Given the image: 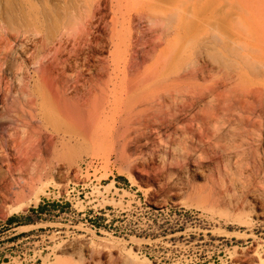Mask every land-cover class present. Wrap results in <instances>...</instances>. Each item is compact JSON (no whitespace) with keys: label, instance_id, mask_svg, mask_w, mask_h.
<instances>
[{"label":"rangeland","instance_id":"1","mask_svg":"<svg viewBox=\"0 0 264 264\" xmlns=\"http://www.w3.org/2000/svg\"><path fill=\"white\" fill-rule=\"evenodd\" d=\"M175 2L182 4L181 17L191 23L190 29L189 24L187 28L179 24ZM212 30L225 43L217 52L223 60L212 55L214 51L210 58L196 51L205 37L213 36ZM226 42L228 46L233 42L234 53L230 46L224 52ZM225 58L230 60L224 63ZM258 59L264 61V0H0V151H8L4 162L0 158V186L12 175L23 185H16V191L26 186L21 199L9 204L0 200V264H122L133 256L163 264L146 252L164 250L171 242H185L190 255L199 245L214 249L215 255L202 264H255L258 254H264V234L252 230L257 220L264 223V116L253 108L254 92L264 90V76L255 71ZM186 67L206 71V77L195 81L198 88L216 85L232 98L251 100L252 106L239 104L233 110L236 114H222L217 125L213 122L209 146V138L190 146L180 134L164 135V144L155 135L153 145H131L122 151L113 137L112 113L125 98L120 89L142 83L138 71ZM224 123L220 134L213 136V126ZM14 138L18 147L32 143V148L15 151ZM16 152L29 156L16 159ZM8 157L13 169L7 167ZM88 159L102 163L96 170L102 181L90 184L86 197L72 200L73 206L60 212L54 211V204H43L54 189L80 179L78 171ZM38 174L43 180H34L32 186ZM21 201L29 206L10 213ZM155 204L164 211L157 212ZM184 208L198 210L211 221L204 242L203 236L199 242L183 239ZM151 220L162 223L158 232L147 230ZM89 238L102 244L92 245ZM222 243L231 251L228 262L219 252ZM169 248L173 252L168 254L167 248L164 257L181 256L175 251L179 248ZM215 258L219 261L213 262Z\"/></svg>","mask_w":264,"mask_h":264},{"label":"bare ground","instance_id":"2","mask_svg":"<svg viewBox=\"0 0 264 264\" xmlns=\"http://www.w3.org/2000/svg\"><path fill=\"white\" fill-rule=\"evenodd\" d=\"M21 1V0H20ZM63 1V0H62ZM70 1V0H69ZM46 4V2H45ZM59 4V3H58ZM17 5V3H16ZM27 5V4H26ZM63 5V4H61ZM65 5V4H64ZM174 10L176 11L179 21V24H181V26H184L185 28H187V24H189V29L192 27L191 23H187V21H185L186 19H183V17H181V7L182 4L175 2L174 4ZM28 7V6H27ZM59 8H61L62 6H58ZM64 7V6H63ZM62 7V9H64ZM11 8H13L11 6ZM25 8V7H24ZM51 8V6H50ZM49 8V9H50ZM38 9V8H36ZM20 10V9H19ZM23 10V8H22ZM28 10H30L28 8ZM33 10V9H32ZM54 10H56V8H54ZM59 10V9H57ZM56 10V11H57ZM61 10V9H60ZM58 11L57 13L60 15L64 14V12L62 11ZM27 11V9H26ZM25 11V12H26ZM31 11V10H30ZM38 11V10H37ZM36 11V14H38ZM50 11V10H49ZM65 11V9H64ZM33 12V11H32ZM43 12V11H42ZM30 13V12H29ZM45 13V12H44ZM51 15L52 10L49 12ZM8 14V13H7ZM27 14V12H26ZM31 15L33 13H30ZM40 14V13H39ZM55 14V13H54ZM67 14V13H65ZM70 14V13H69ZM67 14V15H69ZM10 15L13 18H15V15H13L12 11L10 12ZM30 15V16H31ZM28 16V15H27ZM38 16V15H36ZM173 16V14L171 15ZM10 17V16H9ZM39 17V16H38ZM52 17V16H51ZM62 18V16H60ZM68 18L70 16H67ZM72 17V16H71ZM70 17V18H71ZM43 18V17H42ZM50 18V16H49ZM69 18V20H71ZM26 19V18H24ZM31 19V18H30ZM44 19V18H43ZM53 19V18H52ZM22 21V20H21ZM26 21H28V19H26ZM66 21V20H65ZM175 21V20H174ZM36 22V21H35ZM61 22V21H60ZM68 22V21H67ZM66 22V23H67ZM7 23V22H6ZM24 23V20H23ZM31 23V22H30ZM37 23V22H36ZM41 23V22H40ZM45 23V22H44ZM171 23V22H170ZM213 25L216 24L212 23ZM8 25V24H7ZM14 25V24H13ZM25 25V23H24ZM34 25V23H33ZM15 26V25H14ZM44 26V25H43ZM52 26V25H51ZM25 27V26H24ZM31 27V26H28ZM38 27V26H37ZM47 27V26H46ZM62 27V26H61ZM165 27V26H164ZM218 27V26H217ZM33 28V27H32ZM42 28V27H41ZM67 29V28H66ZM168 29V28H167ZM215 30L217 28H214ZM35 30V29H33ZM39 30V28L37 29V31ZM26 31V30H25ZM44 31V30H43ZM62 31V30H61ZM65 31V29L63 30V32ZM171 31V30H170ZM29 32V31H28ZM40 32V31H39ZM213 32V36L206 38L208 43H206L207 41L204 40L203 43L200 46H196V51L200 54H204L207 53L208 57L210 58V54L212 51H214L212 53V55H214L215 53V57H218V50L220 48H218L219 46H223L224 41H222V37L220 34H218L217 32ZM21 33V32H20ZM25 33V32H23ZM215 33L216 36H215ZM22 34V33H21ZM23 35V34H22ZM219 36V37H218ZM162 36H159V38H161ZM221 37V38H220ZM160 40V39H159ZM162 43V39L160 40ZM227 43V42H226ZM68 45V44H67ZM231 45H233V42H231ZM230 46V48L232 49L230 52H233V47ZM243 45V44H242ZM228 46V43H227ZM229 46L227 49H225L224 52H228ZM237 45L235 44V47ZM234 47V50H235ZM240 47V46H239ZM238 47V48H239ZM244 47V46H243ZM75 48V47H74ZM225 48V47H224ZM237 48V49H238ZM60 49V48H59ZM76 49V48H75ZM236 49V50H237ZM239 50V49H238ZM76 51V50H75ZM221 51V50H220ZM239 52V51H238ZM72 53V52H70ZM85 53V52H84ZM196 53V52H195ZM220 53V52H219ZM234 53V52H233ZM241 53V51H240ZM77 54V51L74 53ZM145 54V53H144ZM222 54V53H221ZM220 54V55H221ZM232 54V53H231ZM72 54H70L71 56ZM211 55V60L217 62V59L214 58V56ZM225 55V54H224ZM234 55V54H232ZM58 57V55H55V57ZM89 56V55H88ZM223 56V55H222ZM221 56L218 57L221 60H223V57ZM246 56V55H245ZM60 57V56H59ZM78 57V56H77ZM207 57V58H208ZM225 57V56H224ZM75 58V57H74ZM94 58V57H93ZM195 58V57H194ZM56 59V58H55ZM59 59V58H58ZM77 59V58H76ZM86 59V58H85ZM88 59V58H87ZM86 59V60H87ZM90 59V58H89ZM88 59V60H89ZM214 59V60H213ZM229 58H225L224 59V63H227V60ZM60 60V59H59ZM65 60V59H64ZM73 60V59H72ZM99 60V59H98ZM97 60V61H98ZM196 60V59H195ZM204 60V59H203ZM230 60V59H229ZM69 62V60H67ZM81 61V60H80ZM95 61V60H94ZM194 61V60H193ZM200 61V59H199ZM248 61V60H247ZM260 61V62H259ZM62 62V61H61ZM60 62V63H61ZM75 62V61H74ZM87 62V61H86ZM219 62V61H218ZM57 63V62H56ZM78 62H76L77 65ZM90 63V60H89ZM190 63V61H189ZM192 63V62H191ZM194 63V62H193ZM229 63V62H228ZM233 63V62H230ZM238 63V62H237ZM236 62L234 64H237ZM64 64V63H63ZM72 64V63H71ZM198 64V63H197ZM248 64V63H247ZM246 64V65H247ZM59 65V64H58ZM68 63L65 62V66H67ZM99 65V64H98ZM226 65V64H225ZM229 65V64H227ZM239 65V64H238ZM255 65V64H254ZM73 66V65H72ZM84 66V65H83ZM89 66V65H88ZM87 66V67H88ZM95 66V65H94ZM188 66V64H187ZM193 66V64H192ZM201 66V65H200ZM62 67V65H61ZM78 67V65L76 66ZM90 67V66H89ZM101 67V66H100ZM190 67V66H189ZM84 68V67H82ZM222 68V67H221ZM68 69V68H66ZM65 69V70H66ZM80 69V68H79ZM220 69V68H219ZM61 70V68H60ZM64 70V69H63ZM81 70V69H80ZM79 70V71H80ZM84 70V69H83ZM91 68H89L88 71H90ZM252 70V68H251ZM257 70V74L259 76H264V61L261 60H257V68H255V71ZM68 71V70H67ZM93 71V70H92ZM227 71V70H226ZM66 72V71H65ZM64 72V74H65ZM71 72V71H70ZM69 72V73H70ZM76 72V71H75ZM95 72V71H94ZM97 72V71H96ZM67 73V72H66ZM78 73V72H76ZM75 73V74H76ZM138 77L141 80L142 83H140V81L138 82H134L130 85H126L125 87L120 89V92L122 94V96H124V100L122 102V105H120L118 110H114L112 111V113H114V123H115V128H114V133H113V137L115 138L116 142L121 144V149L122 151L126 150L127 146H134L135 148H139L142 145L148 144V145H153L155 144V140L153 139L155 135H157L158 137L161 138L160 142L163 143L164 139L162 138L164 135H169V136H173L174 134H180L179 137H181V140H184L185 142H188L186 144L190 143V146L194 145V143L197 142H202L204 140H206V138H209L210 142L208 141V146L209 144H211V139L210 137V125L218 120H221L222 114L227 115L228 112H232L233 114L236 112H233V110L235 111L236 107L241 104L243 105V107L245 106H250L251 104L249 103V99L246 98H239L235 99L232 98L233 95L230 97V92L229 93H224L223 91H220V87L219 86H212V87H207L205 89H200L198 88V86L196 85L195 81L199 78L202 77H206V71L204 69H199V68H187L186 69H180L177 71H161V70H143V71H138ZM225 73V72H224ZM72 74V73H71ZM79 74V73H78ZM229 74V73H228ZM66 75V74H65ZM69 75V74H68ZM73 75V74H72ZM211 75V74H210ZM79 76V75H78ZM82 77V75H80ZM92 76V75H91ZM213 76V75H212ZM217 76V75H216ZM231 76V73L230 75ZM94 79V78H93ZM95 80V79H94ZM145 80H156L153 84H149L148 83H143L145 82ZM76 81V80H75ZM90 82V81H89ZM88 83V82H87ZM211 83V82H210ZM213 83V82H212ZM226 84V82H225ZM88 87V86H87ZM90 87V86H89ZM91 88V87H90ZM89 88V89H90ZM239 88V87H238ZM237 89V88H236ZM235 89V90H236ZM92 90V89H91ZM234 90V88L232 89ZM242 91V90H241ZM250 91H253L250 89ZM91 92V91H90ZM249 93L250 92H246ZM246 93H244L246 95ZM257 94V106L253 105V108L257 111V115L263 117L264 116V90L263 89H259L254 92V94ZM226 94H230L229 96ZM232 94H234V92H232ZM236 95V93L234 94V96ZM240 95V94H238ZM242 95V94H241ZM236 97V96H235ZM246 99V100H245ZM249 104V105H247ZM252 106V105H251ZM250 106V107H251ZM257 107V108H256ZM245 109V108H244ZM248 110V109H247ZM239 114V113H238ZM240 116V115H239ZM248 116V115H247ZM246 116V118H247ZM226 118V116H225ZM232 118V117H230ZM234 118V117H233ZM232 118V119H233ZM241 118H245L242 117ZM251 119V118H250ZM225 120V119H224ZM253 121H257L255 119H251ZM223 121V120H222ZM25 123V122H24ZM23 124V123H21ZM218 124V122L216 123V125ZM254 124V123H253ZM215 125V124H214ZM221 125V124H220ZM223 125L225 126V123L222 124V126H220L219 128L216 126H213L215 129V132H213V136H217V134H220V131L222 130L221 127H223ZM221 128V129H220ZM218 129L220 131H218ZM226 129V128H225ZM232 129V128H231ZM245 129H247L245 127ZM251 129V128H250ZM173 130V131H172ZM224 130V129H223ZM254 130V129H252ZM226 131V130H225ZM241 131V130H240ZM243 131V130H242ZM251 131V130H250ZM254 132V131H251ZM165 133H169V134H165ZM239 134V133H238ZM248 134V133H247ZM16 135V134H15ZM47 137V136H46ZM258 137V136H257ZM18 138V137H17ZM178 138V136H177ZM232 138V137H231ZM19 139V138H18ZM47 139V138H46ZM163 139V140H162ZM173 141V138H171ZM171 139L169 141H171ZM228 139V138H227ZM16 139H13V145H16L14 142ZM21 140V139H20ZM49 140V138L47 139ZM159 140V139H158ZM180 140V141H181ZM12 141V140H10ZM17 141V140H16ZM29 141V140H28ZM230 141V140H229ZM4 142V141H3ZM21 141H19L20 143ZM31 142V140H30ZM175 142V140H174ZM182 142V141H181ZM18 143V142H17ZM34 143V142H33ZM184 143V142H183ZM7 144V143H6ZM21 144V143H20ZM26 144V143H25ZM30 144V143H29ZM164 144V143H163ZM185 144V143H184ZM216 144V143H215ZM12 145V147H13ZM31 145H33L32 143L30 144L29 147H31ZM36 144H34L35 146ZM171 145V144H169ZM180 145V144H179ZM17 146V147H16ZM15 146L16 149L15 151H20L19 147H23L22 144L18 147V144ZM156 146V145H155ZM185 146V145H184ZM206 146V145H205ZM219 146V145H216ZM5 147V146H4ZM11 147V146H10ZM9 147V148H10ZM11 149H15L14 147ZM28 147V146H27ZM26 147V148H27ZM28 147V149H29ZM163 147V146H162ZM8 148V149H9ZM20 152H25L23 151ZM32 148V147H31ZM164 148V147H163ZM175 148V147H174ZM187 148V147H186ZM185 148V149H186ZM189 148V147H188ZM187 148V149H188ZM219 148V147H218ZM4 149V148H3ZM142 149V148H141ZM161 149V148H160ZM5 150V149H4ZM31 150V149H30ZM42 150V149H41ZM164 150V149H163ZM172 150H174L172 148ZM176 150V149H175ZM184 150V149H183ZM181 151V153L186 152L185 151ZM13 151V150H12ZM28 153V150H26ZM33 151V150H32ZM36 151V150H35ZM169 151V149H168ZM177 151V150H176ZM0 158H2V160L4 158H6L8 156L7 152L8 151H0ZM30 152V151H29ZM154 152V150H153ZM171 152V151H170ZM179 153V151H177ZM176 152V153H177ZM191 152L188 150V153ZM27 153L23 154L21 153V155L23 154V156L27 155ZM36 153V152H35ZM38 153V152H37ZM151 153V152H150ZM175 153V152H174ZM194 153V152H191ZM17 158H20L19 153L16 152L15 153ZM149 154V152H148ZM184 154V153H183ZM12 155V154H11ZM38 155V154H37ZM154 155V154H153ZM199 155V154H198ZM201 155V154H200ZM29 156V155H27ZM163 156V154L161 155ZM166 156V155H165ZM202 156V155H201ZM204 156V155H203ZM31 157V156H30ZM121 157L123 159L124 162H128L130 160V158H128L123 152L121 153ZM178 157V156H177ZM176 157V158H177ZM22 158V157H21ZM20 158V159H21ZM151 158V157H150ZM168 158V157H166ZM166 158L164 160H166ZM181 158V157H180ZM261 158V157H260ZM9 160V164L7 167L10 166L11 169H13V167L15 166V164L11 163L10 158H7ZM16 163L20 160H16ZM163 159V158H162ZM183 159V158H182ZM7 160V162H8ZM6 161V160H5ZM186 161V158H185ZM4 162V160H3ZM14 162V161H12ZM21 162V160L19 161ZM19 162L17 164H19ZM167 162V161H166ZM164 164V162H163ZM167 164V163H166ZM180 164V163H179ZM165 165V164H164ZM163 165V166H164ZM166 166V165H165ZM1 167V166H0ZM46 168V167H45ZM167 168V167H166ZM7 169V168H6ZM9 169V168H8ZM10 169V172H11ZM47 169V168H46ZM194 169V168H193ZM63 170V169H61ZM202 170V169H201ZM16 171V170H15ZM22 171V170H21ZM44 171V169H43ZM60 171V170H59ZM65 172V171H64ZM202 172V171H201ZM205 172V171H204ZM259 172V171H258ZM5 174V173H3ZM12 174V173H11ZM18 175V174H17ZM42 175V174H41ZM197 175V173H196ZM3 176V175H2ZM37 177V176H36ZM1 179V178H0ZM36 180H40L42 182L43 180V176L41 178V176L38 174L37 178H32L31 180V185L33 186V181ZM1 182V181H0ZM3 183H1L0 186V195H1V202L3 204H9L11 203L14 198L16 199H21V197H23V192L26 188V186H24L22 188V190L20 191H16L15 186L17 185V187L21 188L22 182L21 180L16 176V179L14 178V175H12L11 180H9V178H5L4 181L2 180ZM216 185V184H215ZM42 189V188H41ZM42 192H45L44 190H41ZM260 191V190H259ZM196 192V191H195ZM264 192V191H263ZM264 194V193H262ZM215 195V194H214ZM204 196V194L202 195ZM209 196V195H208ZM212 196V195H211ZM257 196H262L261 193H258ZM264 196V195H263ZM262 196V197H263ZM214 197V196H213ZM216 198V197H214ZM39 197H37V201L36 203H38L39 201ZM220 199V198H219ZM261 199V198H260ZM41 200V199H40ZM215 200V199H213ZM219 202V200H217ZM213 202V201H212ZM221 202V201H220ZM14 204V203H13ZM220 203H218L219 205ZM157 205V204H156ZM29 205L23 201H21V203L17 206H12L10 213H16L19 212L23 209H25L26 207H28ZM159 206V205H158ZM258 207V206H257ZM261 207V206H260ZM221 208V207H220ZM7 214V213H6ZM89 242L92 245H100L102 243L89 238ZM131 251V249H130ZM257 255V254H256ZM62 261H59L58 264H62ZM84 263V262H83ZM86 264V263H84ZM89 264V263H87ZM90 264H97V263H90ZM110 264H118V263H110ZM122 264H153V263H145V262H141L136 256H133L132 259L128 258L125 259L123 261ZM255 264H264V254H258V258L257 261L255 262Z\"/></svg>","mask_w":264,"mask_h":264},{"label":"built area","instance_id":"3","mask_svg":"<svg viewBox=\"0 0 264 264\" xmlns=\"http://www.w3.org/2000/svg\"><path fill=\"white\" fill-rule=\"evenodd\" d=\"M102 166V163L98 161L97 159H88L84 161L81 164V169L78 171L80 174V179L76 178L74 181H70L68 183V186L64 189L57 188L54 189L52 193H49L50 195L46 197V200L43 201V204H46L47 207H50L51 204H54L56 206L57 212H60L61 209H63L65 206L68 208V205L73 206L74 199L80 200L82 196L86 197L88 192V189L90 188V184L95 182L96 184H99L102 179H99V172H96V170H99ZM89 174V176H87ZM83 175V177H81ZM82 178V179H81ZM84 201V199H83ZM156 205V204H155ZM158 207V205H156ZM157 212L164 211L163 207H158L156 209ZM182 217V221H184L187 224V228H185L184 237L186 242L190 239H194V242H199L200 236H203V240L201 242H204L208 238V234L211 231L209 228L211 227V221L204 215L202 212H199L195 209L190 208H184L183 212L180 214ZM149 227H147V230L158 232L162 227L159 221L158 223H154L153 220L150 221ZM252 230L254 234H264V223H260L259 220H257V223L252 227ZM261 230V231H259ZM258 236V235H257ZM226 240V239H223ZM222 240H216V242H221ZM162 243V242H161ZM164 243V242H163ZM181 244V245H178ZM185 246L184 248L179 246ZM189 245H186L185 242L183 243H177L174 244L168 243V247L163 248L166 250L168 248V254L173 252V249H170L169 247H176L179 249H175L177 253H179L181 256H179L177 259L174 258L173 260H169V258L164 257V250H157L154 252H146V256L148 258L157 259L158 262H162L163 264H202L207 258L213 257L214 249H209L206 246L199 245L196 247V250H194L193 254H189L190 247ZM264 247V243L262 244ZM158 247V245L156 246ZM223 247V248H222ZM219 252H223V257H226V261L232 260L231 258V251L228 250L227 247L223 245V243L220 245ZM186 257L187 261H184ZM183 259V261H181ZM219 261V258H215L213 262Z\"/></svg>","mask_w":264,"mask_h":264},{"label":"trees","instance_id":"4","mask_svg":"<svg viewBox=\"0 0 264 264\" xmlns=\"http://www.w3.org/2000/svg\"><path fill=\"white\" fill-rule=\"evenodd\" d=\"M40 210L43 211V210H45V208L44 207H40Z\"/></svg>","mask_w":264,"mask_h":264},{"label":"crops","instance_id":"5","mask_svg":"<svg viewBox=\"0 0 264 264\" xmlns=\"http://www.w3.org/2000/svg\"><path fill=\"white\" fill-rule=\"evenodd\" d=\"M14 223H17V222H14Z\"/></svg>","mask_w":264,"mask_h":264}]
</instances>
